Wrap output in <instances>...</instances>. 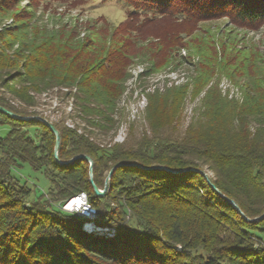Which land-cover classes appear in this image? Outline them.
<instances>
[{"label": "trees", "instance_id": "trees-1", "mask_svg": "<svg viewBox=\"0 0 264 264\" xmlns=\"http://www.w3.org/2000/svg\"><path fill=\"white\" fill-rule=\"evenodd\" d=\"M44 1L47 5L59 3L80 8L89 2L109 0ZM115 1L127 6L124 21L118 26L109 25L103 32L110 35L111 47L92 70L105 66L112 71L121 65L120 59L131 62L138 57L158 69L169 63L184 42H209L214 60L220 59L219 65L223 66L220 70L228 71L237 60V66L243 69L264 68V39L257 42L252 38L243 47H238L235 40L219 44L222 33H213L212 26L215 21L227 20L234 29L258 33L264 28V0ZM9 2L0 0V10L8 9ZM209 23L206 29L202 26ZM43 37L45 43L57 40L65 45L64 49H70L66 47L69 42L57 39L55 34ZM119 39L122 45L115 46ZM29 45L33 54L24 61L23 70H15V58L0 62V105L22 116L44 117L35 111V94L47 85L61 82L63 68H59L60 61L53 63L51 71L35 70L34 51L39 47L34 42ZM83 48L84 45L74 47L79 59H86L80 61L79 93L75 100L81 120L98 131L96 136L106 138L115 128V108L123 92L100 97L91 94V46ZM3 57L0 55V59ZM98 73L101 72L94 71V75ZM15 82L19 86L9 88V97L1 93V89ZM109 83L112 90L122 89L121 80L115 77ZM258 84L243 85L246 90L242 105L218 93L223 112L232 119L230 130L235 137L245 138L242 147L234 151L223 150L226 147L214 146L209 141L201 143L192 134L172 143L144 141L138 149L102 148L91 133L79 135L53 123L61 137L60 160L67 162L79 154L89 156L93 160L94 181L100 189L105 185L102 169L116 167L104 197L95 195L88 161L81 159L68 166L56 161V137L44 123L17 121L0 112V123L11 127L0 138V264H264V244L254 243L251 237L255 236V228L264 230V141L262 146L255 141L258 137L264 139V104L257 101L259 91L264 93V81ZM212 95L213 87L203 103L207 105L206 100L212 99ZM14 100L19 104L12 103ZM92 117L97 118L98 124L91 121ZM212 120L205 122L200 115L191 128L211 130L215 126ZM33 128L45 133L40 143L28 134V129ZM202 164H209L210 170L219 175L228 172L230 177L237 178H231L234 186L218 180L212 182L195 170L180 174L151 170L158 166L172 171L202 170ZM24 166L49 181L46 191L35 194L29 182L15 174ZM82 192L99 212L96 225L114 229L112 236L87 231L83 227L86 218L62 209ZM246 195L256 206L245 200ZM228 199L236 202L243 215ZM223 210L235 214L240 222L236 229ZM258 218L261 219L254 220ZM228 230L232 233L228 234Z\"/></svg>", "mask_w": 264, "mask_h": 264}, {"label": "rangeland", "instance_id": "rangeland-1", "mask_svg": "<svg viewBox=\"0 0 264 264\" xmlns=\"http://www.w3.org/2000/svg\"><path fill=\"white\" fill-rule=\"evenodd\" d=\"M9 4L11 6H8V9L0 10V55L4 56V60L0 59V62L5 60L10 62L15 58V70H23L24 61L33 54L29 43L34 42L36 48L39 47L38 51H34L35 64H37L34 66L35 70L51 71L53 63L56 62L57 65L60 61L59 68H63L60 77L58 75L61 82L47 85L40 93L35 94L38 103L35 111L44 116L41 118L62 128L75 131L79 135L91 133V138L102 148L116 146V149H138L144 141L166 140L172 143L173 140L189 137L191 134L201 143L209 141L214 146L226 147L223 150H238L244 144L245 138L235 137L230 130L232 119L223 112V104L218 99V93L229 101H234L239 105L244 104L246 89L243 85L248 84L255 87L259 81H264V68L243 69L237 66L239 61L237 60L232 62L228 71L220 70L223 66L219 65L220 59L217 60L218 62L214 60V51L211 50L209 42L195 45L184 42L172 54L169 63L158 69H153L144 58L138 57L131 59V62L120 59L121 65L112 68V71H108L102 65V68L92 70L101 62V59H104L107 49L111 47L110 41L108 42L110 35L103 34V32L109 25L118 26L124 21L127 8L124 3L115 0L101 3L89 2L80 8L59 3L47 5L44 0H10ZM210 25L209 23L202 26L206 29ZM212 26L213 33L218 35L222 33L220 36L222 38L219 37V44L235 40L238 47H243L252 38L257 42L264 39V28L258 33H249L242 29H234L227 20L215 21ZM52 34H55L57 39L61 37L63 42L68 41L66 47L70 46L69 51L64 49L65 45L57 40L45 43L43 35L51 36ZM95 44L97 47L94 48ZM81 45H84L83 49L86 50L91 46V70L93 71L91 72V94L94 97H100L109 92H123L117 99L115 128L106 138L96 136L98 131L88 127L81 120L82 116L75 100V95L79 93L80 61L83 62L86 59L80 60L79 53L74 47ZM118 45H122L120 39L115 43V46ZM217 48H219L218 45ZM199 49L203 52H197ZM94 71L101 73L94 75ZM63 77L64 80H62ZM112 77L121 80L122 89L112 90L109 83ZM16 86H19V83L9 84L1 89V93H7L9 97V88L13 89ZM211 87H213L214 95L210 96L212 99L206 100L208 103L206 105L203 99ZM257 101L264 104V93L261 91H259ZM12 103L19 104L16 100ZM203 113L206 114L203 115ZM200 115L205 122L213 119L215 126L211 130L204 127L203 130L194 131L191 126ZM176 120L178 122H175ZM2 121L16 126L4 118ZM91 121L98 124L96 117H92ZM10 130L9 125L0 123V138L6 136ZM28 134L40 143L45 133L41 129L33 128L28 129ZM255 141L261 146L264 144L262 143L264 139L261 137ZM201 167L202 170L182 169L179 174L195 170L212 182L218 180L220 183L234 186L235 183L231 178L235 180L237 178L230 177L228 172L219 175L210 170L209 164H202ZM111 170L102 169L101 176L105 182ZM15 174L22 175L33 187L35 194H42L49 187V181L29 166H24ZM239 180H241L240 177ZM75 197L70 202L74 201ZM245 200L252 206H256V202L251 201L247 195ZM93 208L97 216L87 219L88 221L83 226L84 229L89 222L95 226L99 219L97 208ZM223 214L228 216L229 223H233L231 226L236 229L240 222L235 214L226 212V210H223ZM256 223L253 226H256ZM96 227L100 228L97 225ZM221 227L227 228L222 225ZM101 229L103 231L95 229V234L112 236L115 232L109 227ZM230 233L232 231L228 230V234ZM254 233L255 236H251L254 243L264 244L263 228H255ZM177 250H181V247L177 246ZM200 254L203 253L200 252Z\"/></svg>", "mask_w": 264, "mask_h": 264}, {"label": "water", "instance_id": "water-1", "mask_svg": "<svg viewBox=\"0 0 264 264\" xmlns=\"http://www.w3.org/2000/svg\"><path fill=\"white\" fill-rule=\"evenodd\" d=\"M0 112L4 115H6L7 117L11 118V119H14V120H17V121H40L42 123H44L55 135L56 137V142H55V149H54V156H55V159L56 161L60 164V165H64V166H68V165H71L72 163L76 162L77 160H86L90 163V173H89V176H90V183L94 189V192H95V195L98 196V197H104L106 194H107V191L109 189V181H110V178L114 172V170L116 169V167H114L111 172L109 173V176L108 178L106 179V182H105V187L103 190H101L95 183L94 181V175H93V160L87 156V155H83V154H80V155H77L75 157H73L72 159H70L69 161L67 162H63L59 159V149H60V145H61V137H60V133L58 131V129L52 124L50 123L49 121H47L46 119L44 118H41V117H38V116H22V115H19L5 107H3L2 105H0ZM152 169H160V170H167V171H171L173 173H176V174H179L180 171H172L171 169L165 167V166H158V167H154V168H151ZM212 187L223 197H225L217 188L215 185H212ZM228 201L232 204L233 207H235L242 215V211L240 210V208L238 207V205L236 204V202L234 200H231V199H228ZM69 203V202H68ZM264 217V216H263ZM261 217V218H263ZM261 218H258L256 219L255 221H258L260 220ZM88 219V218H86ZM251 221V220H250ZM89 224H91L89 222ZM96 227V225H95ZM95 229H98V230H102L101 228H95ZM94 229V230H95ZM93 230V231H94ZM103 231V230H102Z\"/></svg>", "mask_w": 264, "mask_h": 264}, {"label": "built area", "instance_id": "built-area-1", "mask_svg": "<svg viewBox=\"0 0 264 264\" xmlns=\"http://www.w3.org/2000/svg\"><path fill=\"white\" fill-rule=\"evenodd\" d=\"M74 206L70 209L65 205L63 207L64 210L70 213H78V215H81L82 217L88 218V219H93L92 217L97 216V214L94 212L93 208L90 207L89 203H87L84 200V195L80 194L74 199ZM70 202V201H69ZM74 208V209H73Z\"/></svg>", "mask_w": 264, "mask_h": 264}, {"label": "bare ground", "instance_id": "bare-ground-1", "mask_svg": "<svg viewBox=\"0 0 264 264\" xmlns=\"http://www.w3.org/2000/svg\"><path fill=\"white\" fill-rule=\"evenodd\" d=\"M84 195V200L87 202V203H89L88 202V198H87V195L86 194H83ZM74 203H76V202H74V201H72V202H69L67 205H68V208H72L73 207V205H74ZM90 205V204H89ZM90 207H92L91 205H90ZM93 208V207H92ZM93 210H94V212L97 214V212H96V210L93 208ZM96 227L93 225V224H88V225H86V230L87 231H93L94 229H95ZM102 231V230H101ZM100 231V232H101Z\"/></svg>", "mask_w": 264, "mask_h": 264}]
</instances>
